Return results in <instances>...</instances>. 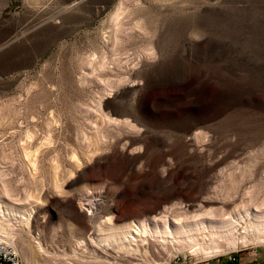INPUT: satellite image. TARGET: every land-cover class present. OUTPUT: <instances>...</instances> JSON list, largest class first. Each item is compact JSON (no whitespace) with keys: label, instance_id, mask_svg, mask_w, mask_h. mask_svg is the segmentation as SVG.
Here are the masks:
<instances>
[{"label":"rangeland","instance_id":"rangeland-1","mask_svg":"<svg viewBox=\"0 0 264 264\" xmlns=\"http://www.w3.org/2000/svg\"><path fill=\"white\" fill-rule=\"evenodd\" d=\"M220 209L264 214V0H0V235L24 264L264 249L78 245Z\"/></svg>","mask_w":264,"mask_h":264},{"label":"bare ground","instance_id":"bare-ground-1","mask_svg":"<svg viewBox=\"0 0 264 264\" xmlns=\"http://www.w3.org/2000/svg\"><path fill=\"white\" fill-rule=\"evenodd\" d=\"M80 203L92 213L95 212L98 204L96 202V197H84ZM221 211L222 209L214 210L213 214L210 211V217H206L205 215L197 219L194 217L191 218L192 220L183 221L175 219L173 227H152L151 224L147 222L132 221L124 227H114V229L112 226L109 228L110 231L105 233L107 229L102 227V224L98 223L94 224L89 237L87 239H80L78 245L87 248V245L90 244L107 254L105 246L111 248V246L114 245L112 241L118 243L120 245L119 248L126 249L129 244L138 246L146 243L150 244V240L152 239L149 238L152 237L153 240L160 243L162 246H164V244L168 245L169 243L172 245L178 244L180 246L188 245L190 248H193L194 252H199L211 257L213 254L222 251L221 246L218 244V242L222 240L229 243V245L238 246L239 244H246L249 241L248 235L252 234L257 240L264 242L263 213L254 212L252 214L254 220L250 217L249 221L243 224V216L239 218L238 216L225 215L221 213ZM27 213L31 215L30 212ZM206 214L208 215L207 212ZM148 230L150 232H148ZM99 233L107 235L101 237ZM110 239L112 240L110 241ZM7 240L10 242V239ZM153 243L155 244V242Z\"/></svg>","mask_w":264,"mask_h":264},{"label":"crops","instance_id":"crops-1","mask_svg":"<svg viewBox=\"0 0 264 264\" xmlns=\"http://www.w3.org/2000/svg\"><path fill=\"white\" fill-rule=\"evenodd\" d=\"M200 264H264V249H262L261 251L257 249H240L236 253V261H231L227 255H223L220 257L205 260Z\"/></svg>","mask_w":264,"mask_h":264},{"label":"built area","instance_id":"built-area-1","mask_svg":"<svg viewBox=\"0 0 264 264\" xmlns=\"http://www.w3.org/2000/svg\"><path fill=\"white\" fill-rule=\"evenodd\" d=\"M238 251H229L227 255L231 261H236ZM0 264H24L17 248L6 237L0 235Z\"/></svg>","mask_w":264,"mask_h":264}]
</instances>
